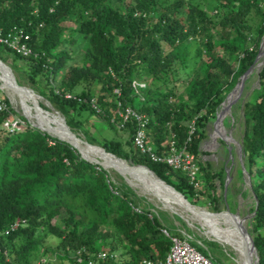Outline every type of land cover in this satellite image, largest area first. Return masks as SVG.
I'll return each mask as SVG.
<instances>
[{"label": "trees", "instance_id": "obj_1", "mask_svg": "<svg viewBox=\"0 0 264 264\" xmlns=\"http://www.w3.org/2000/svg\"><path fill=\"white\" fill-rule=\"evenodd\" d=\"M210 1L217 21L186 0H0V30L23 28L37 53L24 58L0 45V60L5 64L1 55L8 53L24 62L32 82L42 81L39 94L71 129L83 130L90 117L98 116L116 131L121 119L111 118L118 88V100L147 119V140L156 153L166 152L172 134L177 148L185 146L195 154L202 186L194 189L182 172L141 154L132 143L133 119L119 128L127 134L123 142L106 138L100 147L149 168L191 204L198 197L206 198L218 212L224 198V168L211 169L203 159L202 143L227 93L254 64L264 36V0ZM70 20L74 27L67 28ZM82 42H87V48L76 60L70 50L76 51ZM78 60L80 66L75 65ZM190 60L196 68L182 98L177 92L179 70H186ZM147 77L144 88H139L140 100L132 82ZM258 77V91L244 103L241 138L243 165L257 203L251 220L254 232L264 229V67ZM93 82L101 84L96 98L89 91ZM66 94L74 99L64 98ZM10 111H0V127ZM193 120L195 130L189 135ZM216 126L217 122L214 133ZM83 133L89 143L95 142L86 130ZM16 219L25 224L3 235ZM162 229L178 234L141 206L129 187L115 186L106 170L82 159L67 142L28 123L17 131L0 128V264H32L42 243L41 231L57 239L65 254L82 249L87 254L96 252L98 240L116 235L117 245L111 243L109 250L125 251L127 258L121 264L164 260L171 242ZM252 239L257 264H264V234ZM100 264L117 263L106 259Z\"/></svg>", "mask_w": 264, "mask_h": 264}, {"label": "rangeland", "instance_id": "obj_2", "mask_svg": "<svg viewBox=\"0 0 264 264\" xmlns=\"http://www.w3.org/2000/svg\"><path fill=\"white\" fill-rule=\"evenodd\" d=\"M186 1L205 10L208 15L212 16L217 21L218 14L215 15L216 10L213 8V3L210 0H186ZM65 26L67 28L74 27L73 21L72 20H70V22L68 21ZM64 38H68L67 32H65ZM86 48H87V42L85 43L82 42L79 49H76V51L70 50V53L77 60L79 58L78 56H81ZM260 52H261L260 54H263L262 60H264V36L261 41ZM1 56L5 60V65H7L12 70L17 83L21 86L31 89L34 93L39 95L42 101L40 102V106H42L44 109L51 110L46 106L48 104V106L54 110L55 108L44 97H42L39 94V91H41L42 88V81L39 79V82L37 83L36 80H34L35 82L34 81L32 82L33 78L29 71L30 69L26 65H24V62L14 59L13 56L8 53H2ZM79 60L75 62L76 66L81 65ZM257 67H258V63L256 61L254 63L251 72L244 81V85L241 89V93L239 94V97L237 98L236 102L231 106V109L229 110L227 109L225 112L223 111V108L220 107L221 108L219 109L220 111L218 110L220 115H222L223 112H225V114L227 113V115L223 120V129L220 128L217 133H214L216 123H213L212 128H209L207 131L206 140L202 143V150L206 153L203 159L209 161L211 169L213 171H218L221 169L222 166L224 168V173H225L224 183L226 187L224 189V198L222 202L219 203L218 206V208L220 209V211L218 212L224 211L225 208L227 207L233 214L234 213L238 214V216L241 219H243L244 226L247 229L248 234L252 238L257 236L258 234H264V229H260V231L254 232L253 227L251 225V220L254 215L253 212L255 208V196L253 195L251 190V183L249 176L243 173L242 170L239 168L240 162L238 159L237 143L238 144L241 143V138L243 134L244 103L248 100L249 97H251L252 94L258 91L260 86L258 75H259V71L264 66L260 68ZM195 68H196V64L193 63L192 60H190L186 70L184 71L179 70V72L181 73L180 75L181 82L177 86V92L180 94V96H182V98H184V91H183L184 85L188 80V77L193 75V71ZM62 73L63 72H60L57 75L56 79L54 81H51L52 86H56L58 80L62 76ZM148 80L149 78L147 77V80L136 79L134 80V82L136 84L142 85L144 88ZM1 83L2 80L0 79V85ZM100 87L101 84L99 82L91 83L89 87L90 94H93V96L96 98L100 94ZM5 93L6 92L4 90L0 89V104H3L5 106L4 109H2V111L11 110L12 113H10V115L1 123L0 128L9 131L11 130L16 131L24 127L25 123L34 126L33 123L24 115L23 111L18 107V105L16 103H13L11 98H8L9 95ZM228 94L229 93H227V95ZM111 99L112 97L110 98V100ZM5 100H7L9 107L6 106L4 102ZM93 100L95 102L94 98ZM55 111L57 110L55 109ZM61 117H63V115H61ZM74 118L82 119L80 117H75V116L73 117V119ZM83 128H84L83 130H80L81 129L80 127H74V129L71 128L69 129L77 137L89 143L87 141V137L84 136L85 133H83V131L86 130L87 133L91 136V138H93V140L95 141L89 144L96 147H99L100 146L99 144L102 142V140L106 138L109 139L118 138L122 142L127 138V134L121 131L118 126L116 131H113L98 116L90 117L86 126ZM88 134L87 136H89ZM49 135L52 136L51 134ZM229 135L233 138L235 143L225 142L219 138V136H221L227 139V136ZM90 161L93 163L95 161L102 163L97 158H93ZM239 169L241 174L239 173ZM104 170H106L108 174V179L111 183H113L118 188H121L124 185L129 187L134 193V195L139 199L140 205L146 206L149 212L153 214L157 218V220L161 222V224H163L165 227L175 230L178 234L190 238L192 242L202 247V249H204L207 252V254H209L213 259L218 260L220 264H239V256L234 251V246L232 244L225 245L216 241L213 237L209 236L206 233V229L199 223L193 221L192 219L188 218L186 215L180 212H173L172 210L166 208L155 197L143 191H139L140 189L131 187L122 177V175H120L116 171L106 167ZM200 180L202 186V179L200 178ZM207 201L208 200H206V198L198 197V200L193 205L197 207H203L204 209L207 210V213L210 215H212L211 213H217L212 209V207L209 205ZM220 215H225V214H220ZM220 215L214 214L213 216H220ZM229 217L234 218L230 215ZM209 226L212 229L214 228V226L212 225ZM105 231L106 230L103 229L102 232L105 233ZM38 237L42 243L40 244L39 248L32 257L33 259L32 264H76L74 260L76 252L68 251L67 254H65V252L62 251L60 247H58L57 239H55L52 236L46 235L43 231L39 232ZM117 239L118 237L115 235L114 237L111 236L103 240L102 239L98 240L96 243L97 244L96 252L99 251L107 252L110 254V256H112V260L114 262H116L117 264H121L127 258V256L125 255V251L121 247L116 248L113 251L109 250L111 243L117 245ZM255 260L256 258H253V261Z\"/></svg>", "mask_w": 264, "mask_h": 264}, {"label": "bare ground", "instance_id": "obj_3", "mask_svg": "<svg viewBox=\"0 0 264 264\" xmlns=\"http://www.w3.org/2000/svg\"><path fill=\"white\" fill-rule=\"evenodd\" d=\"M259 55L260 56H258L256 60L258 63L257 68H260L264 65V60H262L263 54ZM7 67L8 66L3 62L2 64L0 63V79L2 80L0 89L4 90L9 95L8 98H11L12 102L18 105V107L23 111L24 115L33 124H35L36 127L51 135H55L57 137L70 141L87 159L91 160L93 158H97L102 162L104 167L112 169L122 175V177L131 187L138 188L140 189L139 191H143L155 197L166 208L172 210L173 212H180L193 221L202 225L206 229V233L209 236L213 237L216 241L225 245L232 244L234 246V251L239 256V264H249L247 260L248 252L246 250L249 242L248 238H246L245 240L243 238V234L245 235L247 232V229L244 226L243 219H241L239 216L230 218L229 214L226 213H224L225 215L218 214L220 216H213L214 214H208L207 210L203 207L195 206V210H197L198 212L190 209L185 206V204L182 200H180L179 197L154 181V176L151 175V173L143 170L142 168L133 166L127 161H116L113 157L108 154L102 153L97 148L84 145L77 137L74 138L73 136L68 134V131L65 128L64 120L58 112L49 107L48 104L46 106L51 110L44 109L40 106V102L42 101L39 95H37L33 91H24L17 89L14 86L13 81L10 79L11 76L9 74V68ZM244 81L243 84H239L231 93V95L224 101L221 106L223 108V111L226 112V110L228 109V103L237 96L240 88L242 89L244 85ZM225 112H223L221 116H219V114L217 113V131H219L220 128L223 129V120L227 115V113L225 114ZM232 139L233 138L230 135L227 136V140L230 141ZM209 225L214 226V228L212 229ZM249 253L252 260L253 253Z\"/></svg>", "mask_w": 264, "mask_h": 264}, {"label": "built area", "instance_id": "obj_4", "mask_svg": "<svg viewBox=\"0 0 264 264\" xmlns=\"http://www.w3.org/2000/svg\"><path fill=\"white\" fill-rule=\"evenodd\" d=\"M30 36L25 32L23 28L12 27L9 31L3 32L0 30V45L21 57H35L37 53L33 51L30 46ZM132 86L135 90L136 96L142 100V95L139 88H143L142 85L132 82ZM116 95V109L112 120L117 116L121 119V123L118 124L119 128H123L124 124L133 119L136 122V128L132 135L133 146L143 155H145L150 161L156 163H162L182 172L187 178L188 183L194 188L201 187V180L199 176V167L197 157L195 154L187 150V148H177L173 139V135L167 141V150L163 153H156L146 135V122L147 119L137 113L130 105H123L118 97L120 96V90L117 88L114 90ZM66 99H74L70 94L64 96ZM4 105L0 104V111L4 109ZM19 130V129H18ZM195 130L194 120L188 125V134H192ZM12 131V130H11ZM14 131V130H13ZM17 131V130H16ZM189 141V138L187 139ZM135 212H140L139 208L133 207ZM25 224L24 220L16 219L8 229L2 232L3 235H8L11 232L17 230L20 226ZM161 232L167 237L170 242V248L167 252L164 260H151L145 259L142 264H216L212 257L207 254H203L196 246L192 244L190 238L184 235L180 236L171 234L166 229H162ZM86 250H78L75 255L76 264H100L106 259H112L109 253L99 251L93 253H86ZM6 255V253H4Z\"/></svg>", "mask_w": 264, "mask_h": 264}, {"label": "water", "instance_id": "obj_5", "mask_svg": "<svg viewBox=\"0 0 264 264\" xmlns=\"http://www.w3.org/2000/svg\"><path fill=\"white\" fill-rule=\"evenodd\" d=\"M260 48H261V45H260V47H259V51H258V53H257V55H256V57H255L254 63L256 62V60H257L259 54L261 53V52H260ZM0 63L2 64V61H1V60H0ZM253 66H254V64H253ZM253 66L249 67V68L247 69V71L239 77L238 82L235 84V86L233 87V89H232V90L229 92V94L226 96V98L224 99V101H225V100L231 95V93L235 90V88H236L239 84H240V85L243 84L244 79H245L246 76L251 72ZM263 66H264V65H263ZM7 68H9V67H7ZM8 70H9V74H10V76H11L10 79L13 81V84H14V86H15L17 89L24 90V91H32V90L29 89V88H26V87H24V86L19 85V84L17 83V81H16V79H15V76H14L13 72L11 71V69L9 68ZM240 93H241V88H240V90H239L237 96H236L233 100H231V101L228 103V105H227V108H228V109H231V106L236 102V100H237V98L239 97V94H240ZM224 101L221 103V105L224 103ZM54 110H55V109H54ZM56 112H58V111H56ZM58 113H59V112H58ZM62 119L64 120V117H62ZM217 120H218V116H217V113H216L215 123L217 122ZM64 124H65V128H66L67 131H68V134H70V135L73 136L74 138L77 137L73 132H71V130L69 129V127L66 125L65 121H64ZM34 126H35V125H34ZM35 127H36V126H35ZM37 128H38V127H37ZM38 129H39V128H38ZM40 130H41V129H40ZM52 136L55 137V138H57V139H59V140H61V141H65V142H67L68 144H70L72 147H74V148L77 150V152L79 153V155H80V157H81L82 159L91 162L90 159H87L86 157H84V156L81 154V152L76 148V146L73 145L70 141H67V140H65V139H62V138L57 137V136H55V135H52ZM77 138H78V139L80 140V142H82L84 145L89 146V147L97 148V149L100 150L102 153H104V154H108V155H110L111 157H113L116 161H119V162H120V161H125V160H123V159H121V158H118V157L114 156L113 154H110V153L106 152V151H105L102 147H100V146H99V147L92 146V145H90L89 143H87L86 141L82 140L81 138H79V137H77ZM219 138H220L222 141H225V142L235 143L233 139L230 140V141H228V140L225 139L224 137L219 136ZM237 146H238V159H239V162H240L241 170H242L243 173H245V174L248 176V174H247V172H246V170H245V168H244V165H243L241 143H240V144L237 143ZM92 163H93V162H92ZM94 163L100 165L103 169H105V167L102 165V163L97 162V161H95ZM129 163H130V162H129ZM130 164L133 165V166H136V167H138V168H142L143 170H145V171L151 173V175L154 176V181H156V182L159 183L161 186L165 187V188L168 189L170 192H172L174 195H176L177 197H179L180 200L183 201V203L185 204L186 207H188V208H190V209H193V210L196 209L195 205L191 204V203H190V202H189V201H188V200H187V199H186V198H185L180 192H178L177 190H175L171 185L165 183V182L162 181L159 177H157V176H156V175H155V174H154L149 168H147V167H145V166H143V165H134V164H132V163H130ZM225 187H226V185L224 184V189H225ZM256 205H257V203L255 204V210H256ZM255 210H254L253 214L255 213ZM195 211H197V210H195ZM197 212H198V211H197ZM219 213H226V214H229V215L232 216V217H234V216H238V214H236V213L233 214V213H232L227 207L225 208L224 211L217 212V213H211V214H219ZM243 238H244V240H245L246 238H248V242H249L248 247H246V250H247V252H248V253H247V260H248L249 264H257V263H258V256H257V251H256V248H255V246H254V242H253L252 237L248 234V232H246L245 235L243 234ZM246 241H247V240H246ZM249 252H252V253H253L252 260H251V258H250V253H249ZM253 258H256V260L253 261Z\"/></svg>", "mask_w": 264, "mask_h": 264}]
</instances>
